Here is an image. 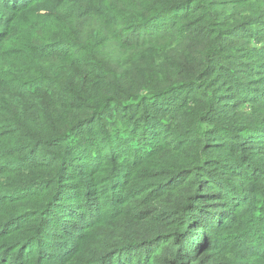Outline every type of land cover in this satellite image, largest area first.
Instances as JSON below:
<instances>
[{
	"label": "trees",
	"instance_id": "1",
	"mask_svg": "<svg viewBox=\"0 0 264 264\" xmlns=\"http://www.w3.org/2000/svg\"><path fill=\"white\" fill-rule=\"evenodd\" d=\"M9 56L0 264H264V0H0Z\"/></svg>",
	"mask_w": 264,
	"mask_h": 264
},
{
	"label": "rangeland",
	"instance_id": "2",
	"mask_svg": "<svg viewBox=\"0 0 264 264\" xmlns=\"http://www.w3.org/2000/svg\"><path fill=\"white\" fill-rule=\"evenodd\" d=\"M30 18V15H28L26 18L25 16H22L19 20V23L17 24V26H21V27H25L27 24V20ZM15 26V25H14ZM8 61H11L10 56L8 58H5L1 63H0V69H2L3 67H5L8 63ZM8 71V70H7ZM3 71L0 70V73H2Z\"/></svg>",
	"mask_w": 264,
	"mask_h": 264
}]
</instances>
